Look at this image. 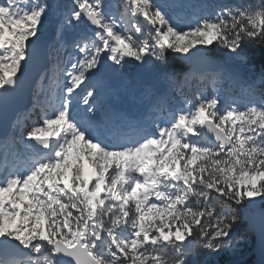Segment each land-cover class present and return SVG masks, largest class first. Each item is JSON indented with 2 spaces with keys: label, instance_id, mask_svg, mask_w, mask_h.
<instances>
[{
  "label": "snow or ice",
  "instance_id": "6c2138e0",
  "mask_svg": "<svg viewBox=\"0 0 264 264\" xmlns=\"http://www.w3.org/2000/svg\"><path fill=\"white\" fill-rule=\"evenodd\" d=\"M257 45L264 0H0V264H237L249 237L264 264ZM132 70L164 85L136 115L109 95Z\"/></svg>",
  "mask_w": 264,
  "mask_h": 264
},
{
  "label": "water",
  "instance_id": "95a60500",
  "mask_svg": "<svg viewBox=\"0 0 264 264\" xmlns=\"http://www.w3.org/2000/svg\"><path fill=\"white\" fill-rule=\"evenodd\" d=\"M50 33H51V28L47 31L46 34H50ZM48 41H49V37L43 36L41 44L46 45ZM43 58L44 55L42 51L41 54L37 56V59L33 61L30 64L29 68L27 69L26 74L23 78L24 83L19 93V99L15 105V108L17 110L23 109L24 106L29 103L32 94L33 80L38 77V74L41 72L42 68L46 64L45 59L42 61ZM133 73L135 74V76L138 77L140 84L153 85L155 82L154 78L146 70H139V71L133 70ZM110 79L112 83L117 81V78L115 76L110 77ZM9 117L14 118L11 112L9 113ZM3 132H4V121L2 118H0V135H2ZM252 252H253V257H252L253 264H259L261 257L259 253L258 242H255L254 237H253Z\"/></svg>",
  "mask_w": 264,
  "mask_h": 264
},
{
  "label": "rangeland",
  "instance_id": "374dc122",
  "mask_svg": "<svg viewBox=\"0 0 264 264\" xmlns=\"http://www.w3.org/2000/svg\"><path fill=\"white\" fill-rule=\"evenodd\" d=\"M208 1H211L212 3L214 2L218 3V2H224L225 0H191L192 3H197V4H207ZM54 2L63 5V4H70L71 0H67V1L54 0ZM106 2L116 3L115 0H106ZM50 25L53 27V29L55 28V17L50 22L49 26ZM129 81H131V83H129ZM114 86L119 88L118 93L113 91V93H115V96L121 97V96L133 95V96L138 97L141 101H144L142 94L146 90H150L153 87L164 86V85L158 84L156 81L154 85L152 86L139 84V81L135 76L133 78L126 74L124 77H119V81ZM252 246H253V242H251L250 240H240L235 251H232V252H229L223 255L220 259L221 261L231 259V260L236 261L237 263L244 261L246 258H248L253 253Z\"/></svg>",
  "mask_w": 264,
  "mask_h": 264
},
{
  "label": "trees",
  "instance_id": "16d2710c",
  "mask_svg": "<svg viewBox=\"0 0 264 264\" xmlns=\"http://www.w3.org/2000/svg\"><path fill=\"white\" fill-rule=\"evenodd\" d=\"M115 2L117 3L119 2V0H115ZM228 2H232V0H225L224 2H218V3H228ZM214 3H212L211 1L207 2V4H214ZM253 52H254V59H253L252 64L251 65H236L235 70L237 71V74L243 79L255 80L259 84L261 75L264 74V49H262L261 46L257 45L254 47ZM173 95L176 96L175 93H173ZM176 98H179V96H176ZM238 211L241 214H243L244 209H238ZM242 240H250L251 242H253V237H249L247 239H242ZM252 257H253V253L248 258H246L244 261H241L237 264H253ZM198 258L202 260L203 255L202 254L199 255Z\"/></svg>",
  "mask_w": 264,
  "mask_h": 264
},
{
  "label": "bare ground",
  "instance_id": "6f19581e",
  "mask_svg": "<svg viewBox=\"0 0 264 264\" xmlns=\"http://www.w3.org/2000/svg\"><path fill=\"white\" fill-rule=\"evenodd\" d=\"M115 85H116V84H115ZM111 94H113V91H111L109 95H111Z\"/></svg>",
  "mask_w": 264,
  "mask_h": 264
}]
</instances>
